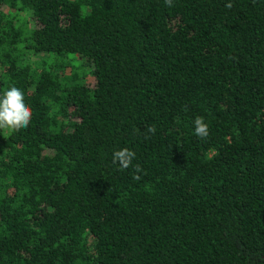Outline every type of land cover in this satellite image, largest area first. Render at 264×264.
<instances>
[{"label":"trees","instance_id":"16d2710c","mask_svg":"<svg viewBox=\"0 0 264 264\" xmlns=\"http://www.w3.org/2000/svg\"><path fill=\"white\" fill-rule=\"evenodd\" d=\"M11 86L0 264H264V0H0Z\"/></svg>","mask_w":264,"mask_h":264},{"label":"clouds","instance_id":"9594fccd","mask_svg":"<svg viewBox=\"0 0 264 264\" xmlns=\"http://www.w3.org/2000/svg\"><path fill=\"white\" fill-rule=\"evenodd\" d=\"M165 5L173 6V0H165ZM233 5L229 2L226 7L231 8ZM32 120V109L25 100L23 89L11 86L0 94V130L19 131L26 129ZM195 134L201 140H205L209 136V126L205 123L203 117H197L194 121ZM146 132L155 134L154 126L146 128ZM136 153L129 148H122L113 152V162L118 163L120 168L128 169L132 166V162ZM143 171L139 164L135 165L133 174L134 179H139L138 173Z\"/></svg>","mask_w":264,"mask_h":264},{"label":"rangeland","instance_id":"374dc122","mask_svg":"<svg viewBox=\"0 0 264 264\" xmlns=\"http://www.w3.org/2000/svg\"><path fill=\"white\" fill-rule=\"evenodd\" d=\"M34 60H39V59H41L42 58V55H40V56H38V57H36V56H34V57H32Z\"/></svg>","mask_w":264,"mask_h":264}]
</instances>
